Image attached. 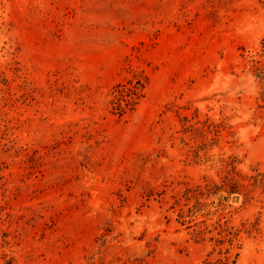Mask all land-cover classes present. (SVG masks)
I'll use <instances>...</instances> for the list:
<instances>
[{"label": "rangeland", "instance_id": "obj_1", "mask_svg": "<svg viewBox=\"0 0 264 264\" xmlns=\"http://www.w3.org/2000/svg\"><path fill=\"white\" fill-rule=\"evenodd\" d=\"M0 264H264V0H0Z\"/></svg>", "mask_w": 264, "mask_h": 264}, {"label": "trees", "instance_id": "obj_2", "mask_svg": "<svg viewBox=\"0 0 264 264\" xmlns=\"http://www.w3.org/2000/svg\"><path fill=\"white\" fill-rule=\"evenodd\" d=\"M146 84L144 77H138L135 81L119 83L114 88L112 99L113 110L118 116L130 112L143 97V89Z\"/></svg>", "mask_w": 264, "mask_h": 264}]
</instances>
